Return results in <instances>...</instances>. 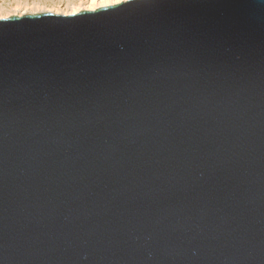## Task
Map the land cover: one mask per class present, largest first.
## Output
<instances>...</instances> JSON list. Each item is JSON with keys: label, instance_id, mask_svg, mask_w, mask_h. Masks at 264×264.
Segmentation results:
<instances>
[{"label": "water", "instance_id": "obj_1", "mask_svg": "<svg viewBox=\"0 0 264 264\" xmlns=\"http://www.w3.org/2000/svg\"><path fill=\"white\" fill-rule=\"evenodd\" d=\"M0 264H264V0L0 19Z\"/></svg>", "mask_w": 264, "mask_h": 264}, {"label": "bare ground", "instance_id": "obj_2", "mask_svg": "<svg viewBox=\"0 0 264 264\" xmlns=\"http://www.w3.org/2000/svg\"><path fill=\"white\" fill-rule=\"evenodd\" d=\"M23 1H26V0H23ZM32 1L33 2L35 1L36 3H39V4L46 5V7L48 6V8L43 7V9H41V11L39 12H45V13L52 12V14L63 15V16L73 15L82 10L92 11L100 7L111 6V5L121 3V0H32ZM126 1L127 0H123V2H126ZM19 4L21 3L18 2V0H14V1L0 0V10L6 7L7 8L11 7L12 5H19ZM62 7L64 8L61 9ZM33 13H37V12H32V11L27 10V11H23L17 14V16H22L23 14L33 15ZM4 18H7V17L6 16L3 18L2 16L0 17V19H4Z\"/></svg>", "mask_w": 264, "mask_h": 264}, {"label": "rangeland", "instance_id": "obj_3", "mask_svg": "<svg viewBox=\"0 0 264 264\" xmlns=\"http://www.w3.org/2000/svg\"><path fill=\"white\" fill-rule=\"evenodd\" d=\"M11 1H14V0H11ZM18 2H20L21 4L12 5L11 7H8L9 9L7 7L1 9L0 10V17L2 16V18H3L5 16L9 17V16L17 15V14H19L23 11H27V10L32 11V12H37V13H33V14L45 13V12H39V11H41V9H43V7H46V5L36 3L35 1L33 2L32 0H26V1L18 0ZM121 2H123V0H121ZM24 3H26V4H24ZM85 7H87V6H85ZM46 8H48V6ZM63 8L64 7H62L61 9H63ZM50 13H52V12H50ZM23 15H27V14H23Z\"/></svg>", "mask_w": 264, "mask_h": 264}]
</instances>
